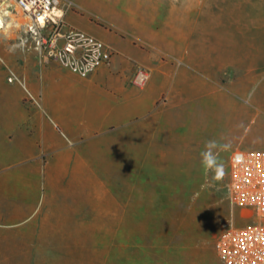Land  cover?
I'll return each mask as SVG.
<instances>
[{"label":"crops","instance_id":"1","mask_svg":"<svg viewBox=\"0 0 264 264\" xmlns=\"http://www.w3.org/2000/svg\"><path fill=\"white\" fill-rule=\"evenodd\" d=\"M64 1L73 5L67 24L100 39L114 56L111 65L82 78L43 58L33 39L23 49L2 45L40 107L25 104L22 94L0 91V235L52 206L76 207L92 186L128 172L138 177L144 163L165 160L172 128H191L179 134L195 135L196 119L204 112L211 119L202 103L216 96L227 68L249 80L252 65L264 67V58L251 59L264 51H218L214 61L198 56L199 19L216 14L203 0ZM234 24L243 33L251 30L249 22ZM179 54L192 55L193 63L166 60ZM138 67L150 73L141 89L132 83ZM5 80L0 69V88ZM255 102L264 111V102Z\"/></svg>","mask_w":264,"mask_h":264},{"label":"rangeland","instance_id":"2","mask_svg":"<svg viewBox=\"0 0 264 264\" xmlns=\"http://www.w3.org/2000/svg\"><path fill=\"white\" fill-rule=\"evenodd\" d=\"M203 1L216 14L199 19V57L214 61L218 51H264V0ZM234 22H249L251 30L247 26L243 33ZM21 35L15 32L9 39L0 31V69L6 75L0 91L22 94L25 104L40 107V98L19 73L20 81H9L12 67L2 45L21 47ZM261 58L264 55H252V64ZM192 59L189 54L166 57L181 67ZM237 70L227 68L216 96L202 103L205 111H212L211 119L205 112L196 119L197 134H179L194 132L191 128H172L176 134L166 159L144 163L138 177L128 172L108 179L105 185L90 187L76 207L52 206L30 224L0 235V264H225L216 251L219 235L231 222H251L229 194L231 158L239 149L264 150V111L255 102H264V67L252 65L249 80ZM246 107L252 109L250 115L244 114ZM210 139L230 145L219 151L226 169L220 182L206 177L200 164ZM206 181L212 186H205Z\"/></svg>","mask_w":264,"mask_h":264},{"label":"built area","instance_id":"3","mask_svg":"<svg viewBox=\"0 0 264 264\" xmlns=\"http://www.w3.org/2000/svg\"><path fill=\"white\" fill-rule=\"evenodd\" d=\"M71 8L64 0H0V31L16 29L24 35L21 47L33 39L43 58L87 78L99 67L111 65L114 53L97 37L67 24ZM149 78V71L138 67L132 83L141 89ZM15 80L20 81L11 69L9 81ZM231 167V200L247 211L251 222L227 224L216 241L217 255L225 264H264V150L235 151Z\"/></svg>","mask_w":264,"mask_h":264},{"label":"clouds","instance_id":"4","mask_svg":"<svg viewBox=\"0 0 264 264\" xmlns=\"http://www.w3.org/2000/svg\"><path fill=\"white\" fill-rule=\"evenodd\" d=\"M230 145H220L216 140L210 139L205 142L204 150L200 153V164L206 177L211 176L212 182H220L226 175L224 164L219 159V151L228 150ZM205 186H212L206 181Z\"/></svg>","mask_w":264,"mask_h":264},{"label":"bare ground","instance_id":"5","mask_svg":"<svg viewBox=\"0 0 264 264\" xmlns=\"http://www.w3.org/2000/svg\"><path fill=\"white\" fill-rule=\"evenodd\" d=\"M4 31H5L6 36L10 39L13 36V34L15 33L16 29L11 28L9 26V28L6 27Z\"/></svg>","mask_w":264,"mask_h":264}]
</instances>
